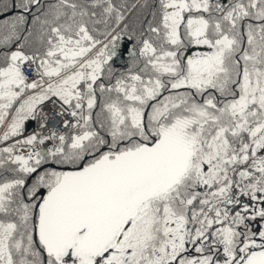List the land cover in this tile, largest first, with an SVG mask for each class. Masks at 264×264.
I'll return each mask as SVG.
<instances>
[{
  "label": "snow or ice",
  "instance_id": "1",
  "mask_svg": "<svg viewBox=\"0 0 264 264\" xmlns=\"http://www.w3.org/2000/svg\"><path fill=\"white\" fill-rule=\"evenodd\" d=\"M0 264H264V0H0Z\"/></svg>",
  "mask_w": 264,
  "mask_h": 264
}]
</instances>
